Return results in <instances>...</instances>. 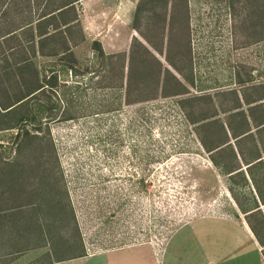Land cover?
I'll return each mask as SVG.
<instances>
[{
  "label": "rangeland",
  "instance_id": "rangeland-1",
  "mask_svg": "<svg viewBox=\"0 0 264 264\" xmlns=\"http://www.w3.org/2000/svg\"><path fill=\"white\" fill-rule=\"evenodd\" d=\"M131 1L141 5L136 28L135 8L127 21L112 0L86 3L81 18L100 28L106 42L108 35L115 36L106 54L127 55L136 39L177 74L168 61L175 64L183 76V93L176 94L179 87L169 81L168 95L126 104L123 94L103 88L101 81L83 90L78 107L72 103L75 119H42L40 130L34 123L1 128L0 207L24 206L21 215L0 211V264H99L103 261L92 255L103 259L122 251L132 254L130 249L146 244L158 246L161 260L169 237L196 218L229 216L247 222L232 192L245 206L258 202L245 169L228 176L211 160H237L244 167L237 149L246 152L250 140L238 142L216 124L203 131L207 146L224 140L230 146L209 151L200 142L197 120L205 114L209 121L236 125L241 119L228 114L246 110L241 93L264 92L251 89L264 82V0ZM92 42L73 48L78 61L92 60ZM52 60L37 56L34 62L41 68ZM61 78L68 81L57 89L60 110L76 94L71 80L84 83L68 73ZM194 96L199 97L190 99ZM105 104L110 106L106 112ZM263 173L262 168L255 170L261 188ZM66 197L75 220L69 206L65 215L61 212ZM10 218L19 221L17 226ZM26 221H37L42 231L35 225L33 232L24 230ZM203 221L215 226L219 222ZM191 230L185 226L173 236H193ZM222 235L203 233L202 238L211 243ZM33 243L44 245L23 250ZM183 244L177 249L182 259L198 247L194 237ZM16 247L23 251L13 253ZM79 253L82 256L70 258ZM56 256L65 259L54 261Z\"/></svg>",
  "mask_w": 264,
  "mask_h": 264
},
{
  "label": "trees",
  "instance_id": "trees-1",
  "mask_svg": "<svg viewBox=\"0 0 264 264\" xmlns=\"http://www.w3.org/2000/svg\"><path fill=\"white\" fill-rule=\"evenodd\" d=\"M79 1L0 0V63L3 64L0 65V129L21 128L26 123H34L32 127L40 130L42 119L45 121L75 119L72 103L74 102L78 107L82 103L83 90L91 88L88 85H96L101 81H105L103 88L117 90L123 94L122 101L126 104L148 101L159 95H168L165 90L169 81H173L175 86L179 87L176 94L183 93L184 87L181 83L183 76L175 64L168 61L178 75L163 67L153 52L136 39L131 44L127 55L125 53L106 54L101 44L93 41L92 60L87 63L78 61L73 48L84 41V33L78 17ZM140 10L141 5L138 2L133 17L134 28H136ZM147 43L157 51V48L148 40ZM37 56L53 60L49 62L51 64L39 68L34 62ZM67 73L74 79L80 77L84 83L80 80H71V83L75 85L73 87L77 88L76 94L69 96L65 100V106L60 110L57 89L67 84L68 80L61 78ZM251 89L264 90V82L252 85ZM131 95L134 97L132 100H130ZM198 97L194 96L190 99ZM240 99L247 105L246 110L241 109L228 114L229 118L239 117L241 121L238 124L226 122L222 125L216 120L209 121L204 114L197 120L199 122L197 129L202 145L207 150L217 153L227 148L226 146H230V143L224 140L207 146L203 131L213 125L219 124L225 134L228 133L238 142L244 139L250 140L251 145L246 152H242L236 145L244 167L239 165L237 160L235 163L223 162L215 159L214 156L211 160L228 176L240 173L244 169L250 175L258 202L252 206H245L235 193L232 192V194L264 250V187L261 188L260 179L255 174L256 169H264V92L261 95L257 92L254 94L242 92ZM109 107V104H105L103 111H108ZM80 108L86 109L82 105L79 106ZM234 108L239 109L241 105ZM25 132L27 133L26 129ZM33 135L36 137L35 134ZM223 143L226 144L221 146ZM262 179L264 180V173ZM66 200V204L61 203V212L65 215V206H69L71 217L75 220L68 197ZM23 206L20 203H12L6 207H0V211H8L10 215H21ZM9 220L14 226L19 223L13 218ZM25 224L24 230L33 232L32 225H35V230L42 231L37 221H26ZM41 245L44 243L25 245L23 250ZM23 250L22 247H16L13 253L18 254ZM47 255L50 257L49 252ZM80 255L82 254L79 253L70 258ZM63 259L65 258L56 256L53 260ZM50 262L52 263L51 259Z\"/></svg>",
  "mask_w": 264,
  "mask_h": 264
},
{
  "label": "crops",
  "instance_id": "crops-1",
  "mask_svg": "<svg viewBox=\"0 0 264 264\" xmlns=\"http://www.w3.org/2000/svg\"><path fill=\"white\" fill-rule=\"evenodd\" d=\"M90 1L96 2L97 5V3L99 4L97 1L101 2L102 0H80L77 4L79 22L84 33L83 42L97 40L101 44L103 51L106 52L105 50L108 45L115 44V36L111 37L108 35V42H106L101 35L103 32L100 31V28L96 27L95 24L84 23L81 18L82 8L85 10L87 7L86 3ZM118 3L119 12H124L128 21L130 13L136 8L134 2L131 0H112L114 6H117ZM79 6H82L80 10ZM91 8L93 7L89 6L88 14H91ZM97 9H100V5L97 6ZM204 218L217 219L219 222L216 226L205 224L203 223ZM240 223L236 218L229 216H205L185 223L176 231L179 232L183 227L190 226L193 236L185 234L186 236L183 235L178 238L175 235L173 236L175 231L167 241V245L161 255V260L159 258L158 246L152 244L135 246L130 249L132 254L122 251L119 256L103 255L106 256L103 259H101L102 255H92V257L93 259H98L99 262L103 261L99 264H264L263 246L257 241L248 223L246 221H243L242 224ZM203 233L226 234L228 237L222 235L221 237H216L211 243H204L202 238ZM190 237L196 239L198 247L193 254H188L185 259H182L177 249L181 248L184 245L183 243ZM117 259L121 261L118 263ZM58 263L56 262L55 264Z\"/></svg>",
  "mask_w": 264,
  "mask_h": 264
}]
</instances>
